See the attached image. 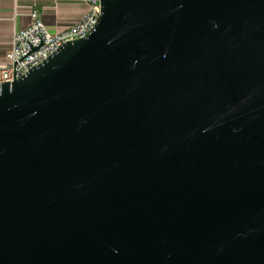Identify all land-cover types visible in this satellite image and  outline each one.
<instances>
[{"label":"water","instance_id":"95a60500","mask_svg":"<svg viewBox=\"0 0 264 264\" xmlns=\"http://www.w3.org/2000/svg\"><path fill=\"white\" fill-rule=\"evenodd\" d=\"M0 86V264H264V0H100Z\"/></svg>","mask_w":264,"mask_h":264},{"label":"built area","instance_id":"2783aa9c","mask_svg":"<svg viewBox=\"0 0 264 264\" xmlns=\"http://www.w3.org/2000/svg\"><path fill=\"white\" fill-rule=\"evenodd\" d=\"M79 1L87 6L82 16L56 31L39 18V10L31 13V25L14 32L10 50L0 62V86L23 78L66 44L84 39L96 29L101 16L100 0Z\"/></svg>","mask_w":264,"mask_h":264},{"label":"crops","instance_id":"0c3cea01","mask_svg":"<svg viewBox=\"0 0 264 264\" xmlns=\"http://www.w3.org/2000/svg\"><path fill=\"white\" fill-rule=\"evenodd\" d=\"M73 4L57 7L55 13H46L45 8L35 6L32 0H0V62L4 61L10 50V43L15 31L28 28L31 13L39 10L42 18L53 30L72 25L84 13V5L79 0H71ZM17 13L19 15H17Z\"/></svg>","mask_w":264,"mask_h":264},{"label":"rangeland","instance_id":"374dc122","mask_svg":"<svg viewBox=\"0 0 264 264\" xmlns=\"http://www.w3.org/2000/svg\"><path fill=\"white\" fill-rule=\"evenodd\" d=\"M32 1L35 6H40L39 7L40 9L45 8L46 13H55L54 10L57 9V7L61 8L66 5L73 4L71 0H32ZM82 5H84V11H85L87 6L83 3ZM39 15L41 16V13Z\"/></svg>","mask_w":264,"mask_h":264}]
</instances>
